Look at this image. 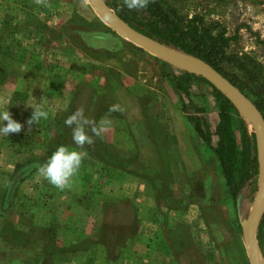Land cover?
Here are the masks:
<instances>
[{"label":"rangeland","instance_id":"obj_1","mask_svg":"<svg viewBox=\"0 0 264 264\" xmlns=\"http://www.w3.org/2000/svg\"><path fill=\"white\" fill-rule=\"evenodd\" d=\"M103 1L113 11L142 15L122 0ZM156 1L179 30L189 20L223 27L231 38L220 70L264 112V0ZM48 4L0 0V111L23 126L0 135V264H241L239 255L250 264L239 226L249 206L237 211L240 200L236 205L228 193L211 145L187 118L200 114L213 128L209 87L192 81L189 95L175 91L165 74L177 67L110 27L90 0ZM46 69L52 73L45 78ZM58 75L66 81L64 96L33 93L30 79ZM68 89L84 99L70 103L68 115L82 107L99 122L112 104L130 108L110 114L111 126L92 150L74 145L64 124ZM35 106L49 115L28 128ZM57 121L58 142L87 151L64 191L38 173ZM31 155L33 167L16 168ZM261 242L260 256L264 231Z\"/></svg>","mask_w":264,"mask_h":264},{"label":"trees","instance_id":"obj_2","mask_svg":"<svg viewBox=\"0 0 264 264\" xmlns=\"http://www.w3.org/2000/svg\"><path fill=\"white\" fill-rule=\"evenodd\" d=\"M104 2L112 9V6L108 2ZM115 12L120 19L127 22L134 29L150 36L161 44L203 59L221 75L225 76L221 72L219 65L225 58L224 47L231 37L230 35H225L223 27L215 20L207 23L202 21L192 22L189 20L186 21L184 30H179L176 23L164 15L156 0H152L146 9L140 10L142 13L140 17L128 15L118 10H115ZM168 67L170 69L165 74V78H168L170 85L175 91L189 95L191 93L189 85L192 81H200L209 87V93L214 101L216 112V122L213 128H210L206 118L200 114H188L187 118L192 123L193 128L201 140L211 145V150L218 161L228 193L234 199V202L235 198H239L240 200L237 211L241 209L242 205L249 206L257 180L256 134H254L251 126H247V122L240 115L234 103L216 89L212 83L198 74L178 68L171 70V67ZM225 78L238 87L227 76ZM252 103L264 119V112L260 110V107L256 103L253 101ZM194 111L197 113L201 112V106H195ZM61 118L62 116L59 119L61 120ZM58 124L59 121L52 124L54 126L53 135H50L48 138L50 142H56L55 147H50L49 142L48 148L44 151L45 157L51 156L53 151L62 144L58 142L62 134L58 129ZM235 130H237V137ZM212 135H214L213 141L211 140ZM86 147L88 150L93 149L92 146ZM32 158L35 159L36 157L31 155L26 157L23 162L16 163V168L22 165H29L27 167V170H29V168L35 165ZM21 175L20 171L13 174L7 185L5 197L10 195L11 188H13L12 183L19 179ZM263 231L264 215L260 218L256 230V242L259 246L262 244L261 238ZM261 257L264 261V252L261 253Z\"/></svg>","mask_w":264,"mask_h":264},{"label":"water","instance_id":"obj_3","mask_svg":"<svg viewBox=\"0 0 264 264\" xmlns=\"http://www.w3.org/2000/svg\"><path fill=\"white\" fill-rule=\"evenodd\" d=\"M92 2L95 6L94 10L110 27L137 45L149 50L165 63L204 77L227 96L249 122L254 134H256L257 180L249 209L245 217L239 220V226L243 248L249 263L264 264L256 242V230L264 207V119L259 110L238 87L203 59L161 44L150 36L134 29L127 22L120 19L116 12L109 8L103 0H92ZM238 203L239 198H236V205Z\"/></svg>","mask_w":264,"mask_h":264},{"label":"clouds","instance_id":"obj_4","mask_svg":"<svg viewBox=\"0 0 264 264\" xmlns=\"http://www.w3.org/2000/svg\"><path fill=\"white\" fill-rule=\"evenodd\" d=\"M152 0H122L123 6L129 10H144ZM34 3L44 7H50L48 0H34ZM33 109L31 117L27 120L28 128L37 124L42 119L48 118V112L39 106ZM125 112V109L115 103L109 106L107 113L99 122L85 115L84 108H78L67 116L64 124L71 129V138L74 145L84 149L85 145L92 146L96 139H102L111 126L110 114ZM6 122V124L4 123ZM22 124L15 121L8 110L0 111V135L8 136L10 133H20ZM87 151L70 150L68 146L60 145L49 159L38 166L39 175L49 184L60 191L70 189L79 171Z\"/></svg>","mask_w":264,"mask_h":264},{"label":"crops","instance_id":"obj_5","mask_svg":"<svg viewBox=\"0 0 264 264\" xmlns=\"http://www.w3.org/2000/svg\"><path fill=\"white\" fill-rule=\"evenodd\" d=\"M39 65L41 64V63H38ZM42 67H46V65H44V66H42ZM38 72V71H37ZM41 72V71H40ZM51 71H49L48 69H46V71L44 72V74H46V76H45V78L50 74L51 75ZM35 78V77H34ZM30 79L29 81L32 83V84H30L29 83V85L32 87V85L34 86V89L35 90H37V91H35L34 92V90H33V93H35V94H49V95H55V96H57V95H61V96H64V92H65V87H66V85H65V80L62 78V76H60V75H58V76H56V79L54 78L53 80H45V79H41V81H38V80H36V79ZM63 79V80H62ZM28 81V82H29ZM40 82V83H39ZM122 83H123V81H121ZM133 84V83H132ZM28 85V86H29ZM15 87V86H14ZM70 89H68V90H66V93H65V102H64V107L63 108H61V110L62 111H64V117H65V119L67 118V116H68V110H69V107H70V103H73V104H78L77 103V100L78 101H80V102H84V99H82L80 96H77V95H72V97H74V98H72L71 97V94H69L68 93V91H69ZM117 90V89H116ZM116 93H117V91H116ZM114 96V95H113ZM34 97V96H33ZM114 97H116V96H114ZM127 99H128V102L129 103H133V100H135L136 101V96H134V95H130V96H128V97H126ZM77 99V100H76ZM115 100H116V98H114ZM123 101H124V99H123ZM82 102V103H83ZM136 104L138 103V101H136L135 102ZM126 104V103H125ZM61 107L63 106V104L62 105H60ZM138 106V105H137ZM140 109V108H139ZM127 110H130V108L129 109H127V108H125V111H127ZM239 259H240V263L241 264H246L245 263V261L243 260V258H242V255H239Z\"/></svg>","mask_w":264,"mask_h":264},{"label":"bare ground","instance_id":"obj_6","mask_svg":"<svg viewBox=\"0 0 264 264\" xmlns=\"http://www.w3.org/2000/svg\"><path fill=\"white\" fill-rule=\"evenodd\" d=\"M90 2H91V4H92V6L95 8V6L93 5V2H92V0H90ZM101 15V14H100ZM102 16V15H101ZM102 17H104V16H102ZM103 19H105V17L103 18ZM106 20V19H105ZM107 21V20H106ZM109 23V22H108ZM245 252V251H244Z\"/></svg>","mask_w":264,"mask_h":264}]
</instances>
